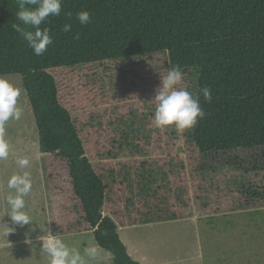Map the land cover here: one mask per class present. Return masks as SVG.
I'll use <instances>...</instances> for the list:
<instances>
[{
    "label": "trees",
    "instance_id": "1",
    "mask_svg": "<svg viewBox=\"0 0 264 264\" xmlns=\"http://www.w3.org/2000/svg\"><path fill=\"white\" fill-rule=\"evenodd\" d=\"M17 11L0 0V76L21 79L45 187L69 181L112 264H139L117 228L264 207V0H61L41 56ZM170 65L206 114L183 132L152 127Z\"/></svg>",
    "mask_w": 264,
    "mask_h": 264
},
{
    "label": "rangeland",
    "instance_id": "2",
    "mask_svg": "<svg viewBox=\"0 0 264 264\" xmlns=\"http://www.w3.org/2000/svg\"><path fill=\"white\" fill-rule=\"evenodd\" d=\"M0 77L20 90L18 106L23 113L20 120L10 119L4 125L9 155L0 160V264H47L37 237L48 230L82 255L96 246L95 257L84 255L85 264H112L111 256L94 242L93 229L84 223L69 181L57 191L45 187L35 123L21 79ZM174 152L177 157L185 156L181 145ZM19 158H27L29 167L20 168ZM25 171L32 181V190L24 197L32 223L19 226L6 213V197L13 193L7 181ZM189 212L183 220L117 228V234L129 257L139 264H264V207L215 215L193 208ZM7 227L14 231L7 235Z\"/></svg>",
    "mask_w": 264,
    "mask_h": 264
},
{
    "label": "clouds",
    "instance_id": "3",
    "mask_svg": "<svg viewBox=\"0 0 264 264\" xmlns=\"http://www.w3.org/2000/svg\"><path fill=\"white\" fill-rule=\"evenodd\" d=\"M18 11L16 19L19 23H13V30L28 43L33 54L41 56L52 44V37L47 28L40 26L50 16H57L61 12V0H15ZM26 5H28L26 7ZM35 6V7H31ZM76 19L81 25L90 22L88 11H80ZM71 25H63V31H71ZM184 73L179 66L170 65L166 75L160 77L154 101L156 107L152 116V127L158 130L174 128L178 131L193 129L198 119L205 117V112L200 106L199 95H193L184 88L179 87L184 79ZM205 101H211V89L207 86L200 89ZM20 90L13 86L7 79L0 77V160L8 158V144L3 139L4 125L10 119L20 120L22 109L18 106ZM17 164L26 169L30 165L27 158H19ZM7 187L13 190L6 197L9 211L6 212L14 225H31V217L25 211L26 202L24 197L32 190L30 173L13 174L7 181ZM9 232L14 229L9 228ZM40 243L39 249L45 254L47 264H85L84 255L95 257L96 246L85 250L84 255L77 249L70 248L59 236L48 230L47 234L37 237Z\"/></svg>",
    "mask_w": 264,
    "mask_h": 264
},
{
    "label": "crops",
    "instance_id": "4",
    "mask_svg": "<svg viewBox=\"0 0 264 264\" xmlns=\"http://www.w3.org/2000/svg\"><path fill=\"white\" fill-rule=\"evenodd\" d=\"M129 253V252H128Z\"/></svg>",
    "mask_w": 264,
    "mask_h": 264
}]
</instances>
